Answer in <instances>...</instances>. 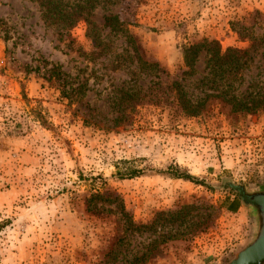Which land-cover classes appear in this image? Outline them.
<instances>
[{"label": "rangeland", "instance_id": "rangeland-1", "mask_svg": "<svg viewBox=\"0 0 264 264\" xmlns=\"http://www.w3.org/2000/svg\"><path fill=\"white\" fill-rule=\"evenodd\" d=\"M62 2L55 24L37 0H0V264H228L259 227L228 183L264 192V0ZM202 39L254 53L190 118L162 92L216 93L205 53L182 74ZM130 90L146 97L124 102Z\"/></svg>", "mask_w": 264, "mask_h": 264}, {"label": "trees", "instance_id": "trees-1", "mask_svg": "<svg viewBox=\"0 0 264 264\" xmlns=\"http://www.w3.org/2000/svg\"><path fill=\"white\" fill-rule=\"evenodd\" d=\"M41 9L42 16L45 21L50 22L52 20L53 23L56 24L57 20H61L62 18L67 17V13L64 12V5L62 0H37ZM56 20V21H55ZM84 20H86L84 18ZM51 23V22H50ZM104 25L106 28H109L111 32L121 33L125 38V41L130 44L132 47L135 46L134 39L130 34H128L127 30L124 29V26L120 23L116 16H106L104 18ZM60 29H68V27L61 26ZM134 52L137 53V49L133 47ZM201 53H205L206 59V69L213 73L216 77H218L217 81L213 80L214 90L216 91L213 95H205L202 98L192 99L183 86L178 82H173L171 85L166 86L163 89L165 92H162L164 96L167 91L171 90L173 93V99L175 103L178 105L180 110L182 111L185 117H197L201 114L204 109V104L207 98L210 96L222 99L221 88L225 81H228V78H224L226 75H230L232 80H237V75L239 74L240 69L247 62H251L252 56L254 53L253 43L245 49H237V48H227L226 50H222L221 46L216 41H210L207 39H202L198 42L184 45L182 49V57L184 70L182 71L183 75L188 77L196 74V64L198 62L199 56ZM140 60V59H139ZM141 68L151 73L155 72L158 69V64L156 63H148L146 61L140 60ZM48 80L57 84L60 88L63 96L66 98H71L69 95L68 89V81L66 79L67 75L62 71L59 65H54L47 70ZM231 81V80H230ZM162 91V90H160ZM123 101L131 102L132 100H143L146 97L145 94L141 93V90L137 91H127L123 93ZM163 96H161L163 98ZM234 98V97H233ZM232 98V100H233ZM121 101V104L124 102ZM237 105V103H235ZM237 107V106H236ZM123 105L120 106V109H123ZM238 108L246 109L247 111H253L252 107H247L246 105H239ZM127 109V108H126ZM240 110V109H239ZM236 111V110H235ZM172 176L175 178H182L188 180L190 182L198 183L199 180L193 177L188 173H181L179 170L171 171ZM135 174V173H134ZM133 175V174H132ZM132 175H125L121 178H130ZM238 194V193H237ZM93 198L96 200H106L112 202V199H105L102 195L96 194L93 195ZM238 200L241 201L240 196L238 195ZM117 200V199H116ZM233 210V209H230ZM235 211V210H234ZM131 229L136 232L141 231V227L130 223ZM145 258V256H143ZM139 260V259H137Z\"/></svg>", "mask_w": 264, "mask_h": 264}, {"label": "water", "instance_id": "water-1", "mask_svg": "<svg viewBox=\"0 0 264 264\" xmlns=\"http://www.w3.org/2000/svg\"><path fill=\"white\" fill-rule=\"evenodd\" d=\"M236 191L245 205L253 207L257 213L259 227L253 240L247 244L228 264H264V192L248 194L241 186L228 183Z\"/></svg>", "mask_w": 264, "mask_h": 264}, {"label": "crops", "instance_id": "crops-1", "mask_svg": "<svg viewBox=\"0 0 264 264\" xmlns=\"http://www.w3.org/2000/svg\"><path fill=\"white\" fill-rule=\"evenodd\" d=\"M247 206V205H246ZM241 210V206L238 208V212Z\"/></svg>", "mask_w": 264, "mask_h": 264}]
</instances>
